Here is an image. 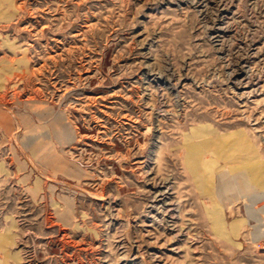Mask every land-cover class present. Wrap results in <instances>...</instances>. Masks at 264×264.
Here are the masks:
<instances>
[{
	"label": "rangeland",
	"instance_id": "obj_1",
	"mask_svg": "<svg viewBox=\"0 0 264 264\" xmlns=\"http://www.w3.org/2000/svg\"><path fill=\"white\" fill-rule=\"evenodd\" d=\"M201 126L264 164V0H0V264H264L263 195L211 228Z\"/></svg>",
	"mask_w": 264,
	"mask_h": 264
},
{
	"label": "bare ground",
	"instance_id": "obj_2",
	"mask_svg": "<svg viewBox=\"0 0 264 264\" xmlns=\"http://www.w3.org/2000/svg\"><path fill=\"white\" fill-rule=\"evenodd\" d=\"M1 1H6L8 4L12 3V0ZM58 125L59 127L56 128L58 129L57 134L62 139L71 140V132H67L63 124L58 123ZM184 138V165L200 192L209 195L212 199V209L207 208L204 204L202 205L207 218L211 222V228L219 236L229 239L228 235L236 232V226L234 222L226 220L225 212L218 204H223V199L226 198L225 195L230 192L231 185H233L235 190L233 191V197H246L250 203L247 206V212L250 211L249 214L252 217L253 213L257 214V209H254L253 206L256 202L254 196H264V164L241 132H235L230 141H225L226 138L223 135L215 134L214 131L201 126L185 133ZM206 152L215 155L220 162L219 166L210 171L211 173L206 171V167L209 169L206 163L207 160L203 156ZM43 158L46 162L56 163V167H60L62 164L47 151ZM213 181H216L217 185L216 199L212 197L211 193L213 192L211 187ZM260 210L264 211V208L261 209L260 207ZM257 219L261 220L260 218ZM226 231L227 233H225Z\"/></svg>",
	"mask_w": 264,
	"mask_h": 264
}]
</instances>
